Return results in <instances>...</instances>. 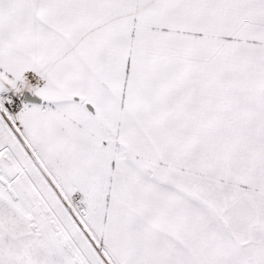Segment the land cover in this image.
<instances>
[{"label": "snow or ice", "instance_id": "snow-or-ice-1", "mask_svg": "<svg viewBox=\"0 0 264 264\" xmlns=\"http://www.w3.org/2000/svg\"><path fill=\"white\" fill-rule=\"evenodd\" d=\"M0 264H264V0H0Z\"/></svg>", "mask_w": 264, "mask_h": 264}]
</instances>
